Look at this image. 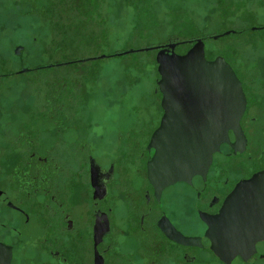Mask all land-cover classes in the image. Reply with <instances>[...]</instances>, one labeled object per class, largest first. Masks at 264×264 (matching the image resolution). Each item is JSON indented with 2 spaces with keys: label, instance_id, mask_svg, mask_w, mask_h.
<instances>
[{
  "label": "flooded vegetation",
  "instance_id": "af4514ba",
  "mask_svg": "<svg viewBox=\"0 0 264 264\" xmlns=\"http://www.w3.org/2000/svg\"><path fill=\"white\" fill-rule=\"evenodd\" d=\"M231 60L246 102L241 136L184 179L148 177L165 113L159 73L147 94L153 105H129L121 125L97 124V137L77 94L48 93L13 118L0 86V262L264 264V71ZM48 64L20 73L0 60V85ZM185 100L171 117H193L197 107L203 123L210 117L198 98ZM170 224L191 239L166 233Z\"/></svg>",
  "mask_w": 264,
  "mask_h": 264
},
{
  "label": "rangeland",
  "instance_id": "374dc122",
  "mask_svg": "<svg viewBox=\"0 0 264 264\" xmlns=\"http://www.w3.org/2000/svg\"><path fill=\"white\" fill-rule=\"evenodd\" d=\"M149 4L151 17L157 21L153 29L142 24L147 20L145 14L134 24L132 4L103 0L100 13L108 25L105 39L79 42L82 47L51 56L47 50L50 25L31 11L32 0H0V60L5 68L14 71L54 64L1 83L7 92L4 103L17 112L13 118L20 116L23 103L33 110L48 93L72 92L77 94V104L87 109L97 137L102 128L97 124L110 130L126 120L123 110L129 105L141 108L154 103L147 94L157 78L156 51L140 49L176 42L175 38L184 39L183 34L189 32L199 33L194 38H205L208 58L223 55L230 60L235 56L231 60L235 64L264 71V0H149ZM226 30L242 32L212 38ZM17 45L23 46L20 55L14 53ZM128 49L133 51L117 54ZM186 50L180 47L178 52Z\"/></svg>",
  "mask_w": 264,
  "mask_h": 264
},
{
  "label": "water",
  "instance_id": "95a60500",
  "mask_svg": "<svg viewBox=\"0 0 264 264\" xmlns=\"http://www.w3.org/2000/svg\"><path fill=\"white\" fill-rule=\"evenodd\" d=\"M232 32L234 31L226 30L212 35V38L217 39ZM179 43L168 41L162 45L140 49H157L155 61L160 75L157 84L163 95L161 103L165 109L162 122L149 143V147L154 149L148 161L150 179H184L197 172H205L212 154L215 151H230L236 138L241 136L239 120L246 102L235 71L223 55L213 59L206 58L202 38H196L193 45L181 54L175 51ZM22 50L23 46L17 45L14 53L20 55ZM132 51L133 49H128L117 54ZM27 70L28 68H23L19 72ZM189 97L199 99L196 106L202 103L205 105L204 112L209 113L210 117H205L204 123L198 116L201 112L198 107L193 112V117L186 116L189 114L179 118L171 117L175 112L180 115L185 112V99ZM162 228L168 234L173 232L178 240L191 239L183 237L172 225V230ZM5 264H9V258ZM96 264H102V261L96 260Z\"/></svg>",
  "mask_w": 264,
  "mask_h": 264
},
{
  "label": "trees",
  "instance_id": "16d2710c",
  "mask_svg": "<svg viewBox=\"0 0 264 264\" xmlns=\"http://www.w3.org/2000/svg\"><path fill=\"white\" fill-rule=\"evenodd\" d=\"M123 1L127 5L132 4L130 6L133 10L134 24L141 14H145L147 20L142 24L152 26L149 27L151 29L156 26L157 21L155 22L150 14L151 5L149 4V0ZM102 2L103 0H32L31 11L41 15L42 20L48 22L50 25L51 33L47 50L51 56L60 52L67 53L76 49V46L82 47L83 45H79V42L88 44L97 41L99 37L102 40L105 39L108 33V25L107 19L102 17L100 13ZM138 27L143 28L145 26L138 24ZM138 27L135 28L139 29ZM240 32L242 31L238 30L234 33ZM183 35L184 39L175 38L173 40L180 42L176 46V51L180 47L189 49L196 39L194 38L196 35H193L191 32ZM201 38L205 39L204 37ZM226 59L229 60L227 57Z\"/></svg>",
  "mask_w": 264,
  "mask_h": 264
}]
</instances>
